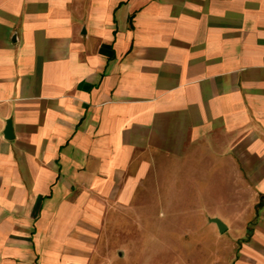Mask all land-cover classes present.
I'll use <instances>...</instances> for the list:
<instances>
[{
	"label": "crops",
	"instance_id": "obj_1",
	"mask_svg": "<svg viewBox=\"0 0 264 264\" xmlns=\"http://www.w3.org/2000/svg\"><path fill=\"white\" fill-rule=\"evenodd\" d=\"M208 147L256 205L230 264H264V0H0V264H123L144 159Z\"/></svg>",
	"mask_w": 264,
	"mask_h": 264
},
{
	"label": "rangeland",
	"instance_id": "obj_2",
	"mask_svg": "<svg viewBox=\"0 0 264 264\" xmlns=\"http://www.w3.org/2000/svg\"><path fill=\"white\" fill-rule=\"evenodd\" d=\"M210 147L183 157L150 154L125 202L115 204L104 242L123 264H230L255 211L251 191L230 180ZM237 190V191H236ZM247 216H246V215ZM227 229L218 232L210 219Z\"/></svg>",
	"mask_w": 264,
	"mask_h": 264
},
{
	"label": "water",
	"instance_id": "obj_3",
	"mask_svg": "<svg viewBox=\"0 0 264 264\" xmlns=\"http://www.w3.org/2000/svg\"><path fill=\"white\" fill-rule=\"evenodd\" d=\"M211 221L216 224L218 231L221 233L226 230L224 223L218 218H211Z\"/></svg>",
	"mask_w": 264,
	"mask_h": 264
},
{
	"label": "trees",
	"instance_id": "obj_4",
	"mask_svg": "<svg viewBox=\"0 0 264 264\" xmlns=\"http://www.w3.org/2000/svg\"><path fill=\"white\" fill-rule=\"evenodd\" d=\"M261 197H264V196H261Z\"/></svg>",
	"mask_w": 264,
	"mask_h": 264
}]
</instances>
